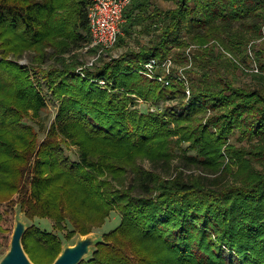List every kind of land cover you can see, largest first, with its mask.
<instances>
[{"label": "trees", "instance_id": "trees-1", "mask_svg": "<svg viewBox=\"0 0 264 264\" xmlns=\"http://www.w3.org/2000/svg\"><path fill=\"white\" fill-rule=\"evenodd\" d=\"M91 6L0 0V206L60 230L70 222L68 240L118 213L81 264H264V0H132L116 45L127 50L80 74ZM196 45L190 95L141 73L174 49L188 62ZM27 53L30 68L18 62ZM238 70L252 80L240 84ZM42 80L59 104L43 137L30 121L48 108ZM63 243L36 224L24 236L35 264H52Z\"/></svg>", "mask_w": 264, "mask_h": 264}, {"label": "rangeland", "instance_id": "rangeland-1", "mask_svg": "<svg viewBox=\"0 0 264 264\" xmlns=\"http://www.w3.org/2000/svg\"><path fill=\"white\" fill-rule=\"evenodd\" d=\"M159 4V6L162 9H169V8H173L175 5L172 2H164V1H158L157 2ZM150 36H143L140 38V41H136L135 39H131L130 40V45L131 48H135V49H139V46L145 45L149 42L150 40ZM93 48V47H92ZM86 49V48H85ZM82 50V62H84L83 66L85 69V72L89 70L90 71H95V66H87V62L90 61V58H92V54L89 53V50ZM91 49V48H90ZM127 50V48H120V47H114L113 49L109 50L107 52V54L105 56H103L102 58L105 59V61H111L114 58H118L120 57L125 51ZM185 55L188 56V62H181L180 60H177L176 57L177 55L180 53L182 54V50L180 49H174L173 54L170 56L173 60H174V71H178V70H182V72L184 74L186 73V70L192 67V61H193V56L195 54H201L203 51V48L201 46H191L189 48L185 49ZM189 53L191 54V56L189 55ZM101 58V59H102ZM190 58V59H189ZM10 59H12L10 57ZM31 55L29 53H27L25 56H23L22 58L18 59V62L23 65L26 66L28 68H30L32 66L31 64ZM101 59L98 61V63L101 61ZM252 59V58H251ZM248 60L246 67H249L250 69H257V66L255 64V62H253L252 60ZM15 60V59H13ZM191 63V64H190ZM188 65V66H187ZM80 69L78 70V72L81 74ZM248 71V69H247ZM243 71H236V75L239 77V82L240 84H244V83H249L252 78L250 76H245V74L242 73ZM188 76L191 75L192 77L196 78V73L195 72H191L189 74H187ZM151 79V78H150ZM43 81V80H42ZM42 92L48 102V108L47 110L42 112V115L37 118V119H32L30 120L31 122L34 123V125L41 131V136L43 137V135L48 131L51 123L55 120V116L56 113L58 111V107L59 104L57 101H54V99L52 98V94L50 92V90L48 89L46 82L43 81L42 82ZM139 102L138 104V108L141 110H146L149 108L148 103H146L143 100H138ZM178 101L175 102H167L166 104H161L160 107L161 108H165V107H175L176 105H178ZM152 111H156V107L152 106L150 108ZM238 138V134L235 135L232 140L234 142H236V139ZM70 154L73 158H77L78 157V148L72 146L71 147V151ZM145 167L150 168L151 165L148 161H146L144 163ZM0 212L5 214V218L2 220V222L0 223V225L2 226L3 230H0V258L2 256V252L7 250L9 248V244L11 241V236L15 227V220H16V208H11L8 207L7 205H2L0 206ZM121 223V216L116 213V215H114L111 219V221L104 225L101 228H96L94 230V233H100L102 235L106 234L107 232H110L111 230L115 229L118 224ZM32 224H36L39 225L41 227L42 230L47 231V232H54L57 235H59L63 241L65 243H69L72 244L74 243V238L71 240L67 239V235L69 231H72L74 228L72 226V224H70V222L67 223L66 230H60L55 226V223L53 222V220L50 219H40L39 221H34V222H30V225Z\"/></svg>", "mask_w": 264, "mask_h": 264}, {"label": "built area", "instance_id": "built-area-1", "mask_svg": "<svg viewBox=\"0 0 264 264\" xmlns=\"http://www.w3.org/2000/svg\"><path fill=\"white\" fill-rule=\"evenodd\" d=\"M132 0H92L90 8V21L92 29V43L85 47L86 51L92 47H99V52L88 61L87 66H95L98 61L113 49L123 33L122 26L126 22L125 10ZM191 56V54L189 53ZM174 60L169 57L164 60L152 58L143 64L141 73L153 80L169 86L173 80L185 83L187 94L190 95V77L182 70L174 71ZM84 67H81L80 72ZM94 82H97L94 80ZM99 85L107 87L105 80H100Z\"/></svg>", "mask_w": 264, "mask_h": 264}, {"label": "water", "instance_id": "water-1", "mask_svg": "<svg viewBox=\"0 0 264 264\" xmlns=\"http://www.w3.org/2000/svg\"><path fill=\"white\" fill-rule=\"evenodd\" d=\"M16 222L7 251L1 256L0 264H35L24 246V236L30 222L22 211L20 204L16 205ZM74 243H63L62 250L52 264H81L94 256L100 244H106L104 235L91 232L87 235L76 234Z\"/></svg>", "mask_w": 264, "mask_h": 264}]
</instances>
